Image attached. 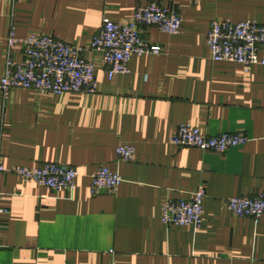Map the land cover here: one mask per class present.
Segmentation results:
<instances>
[{"label": "crops", "instance_id": "obj_1", "mask_svg": "<svg viewBox=\"0 0 264 264\" xmlns=\"http://www.w3.org/2000/svg\"><path fill=\"white\" fill-rule=\"evenodd\" d=\"M176 7L181 34L142 33L163 47L135 56L130 72L109 77L99 53L94 94L0 89V160L7 166L52 162L79 170L73 191L52 190L6 172L0 264H264V216L235 215L230 197L264 192V67L211 58L213 19L264 23V0H0V81L12 27L18 39L52 35L89 46L104 18L130 19L140 5ZM22 44L12 56L25 59ZM183 123L209 135L243 131L249 142L225 153L170 142ZM136 147L134 161L116 149ZM107 165L123 181L116 194L91 193V175ZM206 183L199 230L161 220L169 199H190Z\"/></svg>", "mask_w": 264, "mask_h": 264}, {"label": "built area", "instance_id": "obj_2", "mask_svg": "<svg viewBox=\"0 0 264 264\" xmlns=\"http://www.w3.org/2000/svg\"><path fill=\"white\" fill-rule=\"evenodd\" d=\"M16 1V0H9ZM198 2L199 0H193ZM156 26L161 31L178 35L183 30V18L173 6L151 2L140 5L134 15L126 21L104 18L101 29L89 46L73 45L52 35L31 33L18 39L14 26L8 40L9 53L0 89L7 99L19 88L32 89L40 94L62 96L68 93L94 94L98 90L96 63L85 56L88 49L99 53L107 67L110 78L130 72V62L135 56L160 54L163 47L151 42L141 31V26ZM22 44L25 59L16 60L13 48ZM207 44L211 58L216 62L236 63L249 68L264 67V23L257 19L240 22L216 18L210 23ZM0 116V126L5 124ZM176 146L198 147L204 150L225 153L249 142L243 131L223 132L209 135L198 126L183 123L171 137ZM119 159L132 162L137 155L136 147L129 143L120 144L116 149ZM12 172L26 182L52 190L73 191L80 176L73 166L46 162L28 167L14 165L7 167L0 160V223L8 210L1 205L2 177ZM91 193L116 194L123 179L107 165L100 166L91 175ZM207 196L206 183L198 185L190 199H169L161 212V220L167 226L177 225L199 230L205 222L204 200ZM226 204L237 216L259 220L264 216V192L258 195L230 197ZM115 251L107 264H116Z\"/></svg>", "mask_w": 264, "mask_h": 264}]
</instances>
